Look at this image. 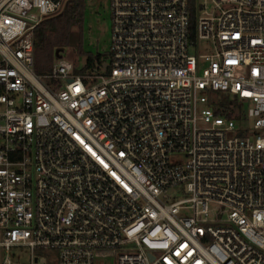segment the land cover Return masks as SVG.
I'll return each mask as SVG.
<instances>
[{"label": "built area", "instance_id": "2783aa9c", "mask_svg": "<svg viewBox=\"0 0 264 264\" xmlns=\"http://www.w3.org/2000/svg\"><path fill=\"white\" fill-rule=\"evenodd\" d=\"M65 1L0 0V264H264V0H108L106 61L39 74Z\"/></svg>", "mask_w": 264, "mask_h": 264}, {"label": "trees", "instance_id": "16d2710c", "mask_svg": "<svg viewBox=\"0 0 264 264\" xmlns=\"http://www.w3.org/2000/svg\"><path fill=\"white\" fill-rule=\"evenodd\" d=\"M83 0H66L62 9L52 16L43 18L34 28L33 44H34V70L42 74L48 68L41 63L40 58L44 56L50 59L54 49L61 51L62 46L69 45L76 40L78 53L81 51V27L82 13L84 10ZM77 28L76 34H71V27ZM193 31V23L190 24V32ZM54 47V48H53ZM56 47V48H55ZM56 55V54H55ZM99 54H85L81 69L91 66L95 59H99ZM75 72H78L75 69ZM211 106L216 114H220L226 118H234L237 120L239 114L236 112L240 109V103L234 96L228 94L219 95L218 98L211 101Z\"/></svg>", "mask_w": 264, "mask_h": 264}, {"label": "rangeland", "instance_id": "374dc122", "mask_svg": "<svg viewBox=\"0 0 264 264\" xmlns=\"http://www.w3.org/2000/svg\"><path fill=\"white\" fill-rule=\"evenodd\" d=\"M84 10L82 13V27H81V51L78 53L76 47V40L73 43L62 46L59 56L65 57L73 62V64L80 68L85 59V54L90 53L92 55L99 54L100 60L106 61L107 58V47L108 37L110 28V17L108 11V0H83ZM71 34H76L77 28L72 26ZM54 48V47H53ZM56 48V47H55ZM199 48L203 49V43H199ZM57 60V56L53 52L51 53L50 59L47 57L40 58L41 63L47 68L51 63ZM46 71V70H45ZM219 96H212L214 100ZM246 105L240 103V109L236 112L239 114V118L236 120L238 126L247 124L244 120ZM250 125V123H249ZM232 134V133H229ZM16 261L24 262L28 258L27 248H15L12 250ZM45 256L49 257L48 264H55L54 258L51 257L52 252L45 251ZM101 264H112V258L107 260H101Z\"/></svg>", "mask_w": 264, "mask_h": 264}, {"label": "water", "instance_id": "95a60500", "mask_svg": "<svg viewBox=\"0 0 264 264\" xmlns=\"http://www.w3.org/2000/svg\"><path fill=\"white\" fill-rule=\"evenodd\" d=\"M55 54L58 55V51L57 50L55 51Z\"/></svg>", "mask_w": 264, "mask_h": 264}]
</instances>
